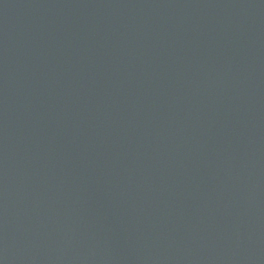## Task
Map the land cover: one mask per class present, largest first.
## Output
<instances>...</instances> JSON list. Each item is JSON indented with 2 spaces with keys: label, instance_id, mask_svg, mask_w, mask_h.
Here are the masks:
<instances>
[{
  "label": "water",
  "instance_id": "water-1",
  "mask_svg": "<svg viewBox=\"0 0 264 264\" xmlns=\"http://www.w3.org/2000/svg\"><path fill=\"white\" fill-rule=\"evenodd\" d=\"M0 264H264V0H0Z\"/></svg>",
  "mask_w": 264,
  "mask_h": 264
}]
</instances>
